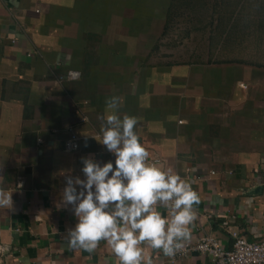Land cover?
Segmentation results:
<instances>
[{"label":"crops","instance_id":"obj_1","mask_svg":"<svg viewBox=\"0 0 264 264\" xmlns=\"http://www.w3.org/2000/svg\"><path fill=\"white\" fill-rule=\"evenodd\" d=\"M112 96L148 163L198 194L183 248L208 235L232 250L231 230L264 241V0H0V264H119L103 240L69 248L61 204L81 158L114 159L95 140ZM140 247L142 264H214Z\"/></svg>","mask_w":264,"mask_h":264},{"label":"clouds","instance_id":"obj_2","mask_svg":"<svg viewBox=\"0 0 264 264\" xmlns=\"http://www.w3.org/2000/svg\"><path fill=\"white\" fill-rule=\"evenodd\" d=\"M105 104L95 140L114 159L101 164L90 154L81 158L83 179L65 177L61 204L71 206L76 220L67 230L68 246L92 253L103 240L119 264H142L143 243L172 257L190 237L198 194L172 169L148 163L137 119L117 114L118 96ZM11 196L0 190V208L12 207Z\"/></svg>","mask_w":264,"mask_h":264},{"label":"built area","instance_id":"obj_3","mask_svg":"<svg viewBox=\"0 0 264 264\" xmlns=\"http://www.w3.org/2000/svg\"><path fill=\"white\" fill-rule=\"evenodd\" d=\"M80 78V73L77 71H69L65 76L60 77V81H75ZM78 117L81 123H87L88 118L78 110ZM53 133L59 134V131L54 130ZM67 139L65 141V151L74 153L80 149L81 137L77 134L74 127H69L65 130ZM43 143V139L38 140ZM150 164L155 163L157 166L163 163L160 159H151ZM233 249L225 250L222 244L212 236H202L194 245L185 246L177 252L178 256L194 250L202 255L209 256L214 264H264V241L250 242L243 237L238 231L231 230Z\"/></svg>","mask_w":264,"mask_h":264}]
</instances>
